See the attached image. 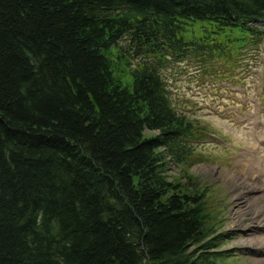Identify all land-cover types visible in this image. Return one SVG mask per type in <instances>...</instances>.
Returning <instances> with one entry per match:
<instances>
[{
  "label": "trees",
  "instance_id": "obj_1",
  "mask_svg": "<svg viewBox=\"0 0 264 264\" xmlns=\"http://www.w3.org/2000/svg\"><path fill=\"white\" fill-rule=\"evenodd\" d=\"M251 41L264 0H0V264H214L161 67Z\"/></svg>",
  "mask_w": 264,
  "mask_h": 264
},
{
  "label": "rangeland",
  "instance_id": "obj_2",
  "mask_svg": "<svg viewBox=\"0 0 264 264\" xmlns=\"http://www.w3.org/2000/svg\"><path fill=\"white\" fill-rule=\"evenodd\" d=\"M120 44L129 46L128 40ZM227 51L226 57L195 51L183 58L168 56L161 67L173 105L196 127L184 161L168 153L167 174L184 189L204 195L208 224L217 231L214 241L223 252L214 264H258L254 258L264 254V244L242 239L258 236L264 228L248 231L246 217H236L234 210L243 179L264 187V48L251 41L236 52ZM138 59L132 55L126 60L134 66Z\"/></svg>",
  "mask_w": 264,
  "mask_h": 264
},
{
  "label": "bare ground",
  "instance_id": "obj_3",
  "mask_svg": "<svg viewBox=\"0 0 264 264\" xmlns=\"http://www.w3.org/2000/svg\"><path fill=\"white\" fill-rule=\"evenodd\" d=\"M259 135L260 132L258 131L255 138H259ZM258 172H262V171L259 169ZM230 178L233 179L234 177L232 176ZM234 181L236 184H238V181H236L235 179ZM241 185H242L241 189H238L235 195L237 202L235 205L236 208L234 210V215L236 217H246L245 220L247 221L244 225H246L248 231L254 230V228L263 229L264 228V187L258 185L253 181L251 182L248 179H243ZM254 240H256L258 243H254ZM242 243L264 244V232L260 233L258 236L254 235L251 238L244 237L242 239ZM254 262H257L258 264H264V254L261 255V257L254 258Z\"/></svg>",
  "mask_w": 264,
  "mask_h": 264
}]
</instances>
